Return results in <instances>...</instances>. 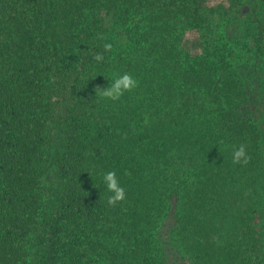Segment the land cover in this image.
<instances>
[{
    "label": "trees",
    "instance_id": "obj_1",
    "mask_svg": "<svg viewBox=\"0 0 264 264\" xmlns=\"http://www.w3.org/2000/svg\"><path fill=\"white\" fill-rule=\"evenodd\" d=\"M259 1L230 44L203 30L209 0H0V264H163L146 234L163 208L191 264H264ZM124 73L136 88L96 95Z\"/></svg>",
    "mask_w": 264,
    "mask_h": 264
},
{
    "label": "rangeland",
    "instance_id": "obj_2",
    "mask_svg": "<svg viewBox=\"0 0 264 264\" xmlns=\"http://www.w3.org/2000/svg\"><path fill=\"white\" fill-rule=\"evenodd\" d=\"M259 2V0H209L213 9L205 8L203 11L204 17H206V26H204L203 30L207 31L210 29V32L207 33L208 37L212 35L214 38L217 37L216 43L221 41L218 35L220 33L219 30H223L221 33L227 36L225 39H228V42L233 44L229 38V34L235 33L236 31L234 30L240 28V22L242 30H237L233 35L244 40V36L246 35V31L243 29L244 21L251 15L253 16V14L259 12L257 6ZM251 41L250 35L246 42L251 46ZM202 44L203 38L197 30L188 31L182 42L183 48L190 54L201 53ZM114 72L116 73L117 70L114 69ZM167 211V214H165L163 208L160 214L162 219L159 218L154 226L146 232L152 240L151 252L156 257V260L162 259L163 264H191L192 260L189 257L187 248L178 240V234L171 231L175 224L174 210L171 208Z\"/></svg>",
    "mask_w": 264,
    "mask_h": 264
},
{
    "label": "clouds",
    "instance_id": "obj_3",
    "mask_svg": "<svg viewBox=\"0 0 264 264\" xmlns=\"http://www.w3.org/2000/svg\"><path fill=\"white\" fill-rule=\"evenodd\" d=\"M105 51H111V44L103 45ZM97 62L103 61L104 57L101 53H97L94 57ZM138 86V81L135 80L129 73H124L122 75H117L111 81L110 86L101 89L96 88V95L102 99H107L111 101H118L125 92H130ZM251 157L247 153L245 145L241 144L234 148L232 152V163L246 166L250 162ZM103 183L111 195L107 197V203L109 206L115 207L119 202L125 200L126 191L125 188L120 184L117 178L116 172L107 171L102 175Z\"/></svg>",
    "mask_w": 264,
    "mask_h": 264
}]
</instances>
